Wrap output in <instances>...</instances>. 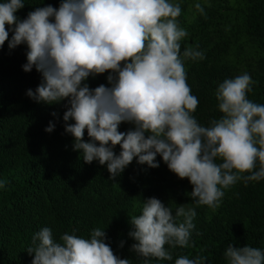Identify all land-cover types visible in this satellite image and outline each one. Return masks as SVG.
I'll list each match as a JSON object with an SVG mask.
<instances>
[{
	"label": "clouds",
	"instance_id": "clouds-1",
	"mask_svg": "<svg viewBox=\"0 0 264 264\" xmlns=\"http://www.w3.org/2000/svg\"><path fill=\"white\" fill-rule=\"evenodd\" d=\"M24 0L0 2V47L26 45L25 72L35 67L42 76L27 95L52 104L67 99L65 131L73 137L85 163L106 165L115 181L137 159L159 167V155L178 178H187L194 207L179 205L173 215L159 199L144 200L141 214L132 216L128 233L131 251L145 258L172 260L165 245L189 247L195 208L215 211L225 191L238 181L264 179V104L247 98L253 83L244 73L225 79L216 89L222 115L201 126L193 113L199 100L191 93L181 58L188 32L179 26L181 6L173 0H60L58 8L37 7L20 20L15 13ZM201 14L204 8L194 5ZM6 25L14 26L9 40ZM184 59L203 60L197 48H186ZM108 72V86L90 88L88 77ZM55 115V113H53ZM122 123L130 124L120 131ZM50 122L45 131L51 132ZM85 130L88 141L83 139ZM119 145V154L114 152ZM218 161H220L218 163ZM258 169V170H257ZM247 173V174H246ZM5 181L0 180V188ZM104 229L90 238L64 233L60 242L43 227L27 248L31 264H130L105 243ZM123 243V242H121ZM227 264H264V251L229 244ZM207 257L181 255L175 264H205Z\"/></svg>",
	"mask_w": 264,
	"mask_h": 264
},
{
	"label": "trees",
	"instance_id": "trees-1",
	"mask_svg": "<svg viewBox=\"0 0 264 264\" xmlns=\"http://www.w3.org/2000/svg\"><path fill=\"white\" fill-rule=\"evenodd\" d=\"M173 2L180 4L179 26L188 32L181 41V58L191 93L199 100L193 113L198 123L209 126L222 115L215 95L218 85L244 73L253 81L247 98L264 104V0ZM24 3L15 13L20 20L37 7L58 8L60 0ZM196 3L204 8L203 14L195 9ZM13 27L6 25L9 40ZM186 48H197L205 58L184 59ZM26 50V45L10 49L8 40L0 47V180L5 181L0 188V264H31L34 254L27 248L43 227L52 230L57 242L64 233L90 238L94 228L104 229V242L116 256L130 264H145V258L131 251L136 241L128 235L130 218L141 214L150 197L169 206L173 215L181 204L194 207L189 196L192 185L171 172L159 155V167L139 164L134 158L115 181L109 179L106 165L97 160L85 163L65 131L66 123H74L63 120L67 99L46 104L26 94L42 80L35 67L23 70ZM108 74L90 76L86 83L90 88L108 86ZM50 122L53 130L45 131ZM130 127L122 123L119 130ZM83 139L89 140L86 130ZM113 150L119 154V145ZM195 210L190 246L165 245L173 259L151 258L148 264H175L181 255L193 259L198 254L207 257L205 264H227L223 253L229 244L264 251V179L247 185L238 181L225 191L215 211L207 206Z\"/></svg>",
	"mask_w": 264,
	"mask_h": 264
}]
</instances>
